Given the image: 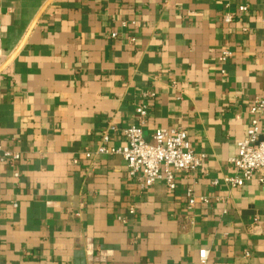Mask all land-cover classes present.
Here are the masks:
<instances>
[{
    "label": "crops",
    "instance_id": "0c3cea01",
    "mask_svg": "<svg viewBox=\"0 0 264 264\" xmlns=\"http://www.w3.org/2000/svg\"><path fill=\"white\" fill-rule=\"evenodd\" d=\"M48 1L0 0V69ZM257 98L264 0H53L0 71V264H264V186L225 183ZM138 125L186 131L202 167L146 189L95 154Z\"/></svg>",
    "mask_w": 264,
    "mask_h": 264
},
{
    "label": "built area",
    "instance_id": "2783aa9c",
    "mask_svg": "<svg viewBox=\"0 0 264 264\" xmlns=\"http://www.w3.org/2000/svg\"><path fill=\"white\" fill-rule=\"evenodd\" d=\"M239 10L246 12L248 8L244 6ZM231 22V15H227L224 23ZM116 36V33L111 35L112 38ZM229 57L230 53L223 51L220 60L225 61ZM153 97L155 94L151 92L143 94V102L136 109L140 119L147 116L148 101ZM249 113L253 118L244 139L237 144L236 156L231 159L236 175L225 179V183L232 188L243 187L254 180L264 186V99H255L249 108ZM116 131L117 128L110 125L103 132L102 141L107 144L110 141V135ZM123 135L124 146L101 145L95 154L121 156L127 163L130 177L141 179L146 189L163 180L169 190L173 191L176 189L175 177L178 173H194L202 167L206 159L204 154L193 151L186 131L181 129H158L152 137V142L146 141L140 125L126 128ZM86 157H91V154L87 153ZM19 159L18 154L6 152L0 145V162L15 163ZM188 197V206L192 209L196 200L191 191H188ZM201 201L204 204L208 203L205 198ZM199 257L201 262L206 261L208 251H201Z\"/></svg>",
    "mask_w": 264,
    "mask_h": 264
},
{
    "label": "water",
    "instance_id": "95a60500",
    "mask_svg": "<svg viewBox=\"0 0 264 264\" xmlns=\"http://www.w3.org/2000/svg\"><path fill=\"white\" fill-rule=\"evenodd\" d=\"M53 0H49L45 6L40 10V12L37 14V16L35 17L34 21L32 22L31 26L28 29V32L26 33V36L24 37L23 41L21 42V44L19 45V47L17 48V50L11 55V57L6 61V63L3 65V67L0 69L3 70L5 67H7L13 60L14 58L17 56V54L19 53V51L21 50V48L24 46V44L27 41L28 36L30 35V33L32 32V30L34 29V27L36 26L38 20L40 19V17L43 15L44 11L48 8V6L52 3Z\"/></svg>",
    "mask_w": 264,
    "mask_h": 264
}]
</instances>
